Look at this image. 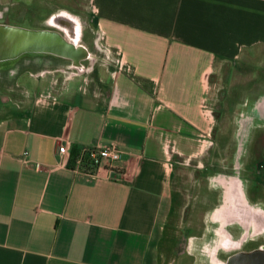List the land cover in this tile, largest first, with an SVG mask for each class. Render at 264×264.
I'll return each mask as SVG.
<instances>
[{
  "label": "crops",
  "instance_id": "obj_1",
  "mask_svg": "<svg viewBox=\"0 0 264 264\" xmlns=\"http://www.w3.org/2000/svg\"><path fill=\"white\" fill-rule=\"evenodd\" d=\"M89 1L110 67L90 74L91 52L90 68L0 65V93L26 97L0 114V264H195L189 246L223 200L221 176L239 175L248 209L264 210V88H245L239 71L219 88L216 121L207 110L223 61L264 68V0ZM231 138L237 153L246 138L249 166L226 157ZM110 143L115 162L69 165L73 147Z\"/></svg>",
  "mask_w": 264,
  "mask_h": 264
},
{
  "label": "rangeland",
  "instance_id": "obj_2",
  "mask_svg": "<svg viewBox=\"0 0 264 264\" xmlns=\"http://www.w3.org/2000/svg\"><path fill=\"white\" fill-rule=\"evenodd\" d=\"M59 8H66L70 11H73L74 13L79 14L82 16V19L84 20V25L86 28L84 29V36L83 39L86 42V45L90 52L94 55V61L93 68H91L90 74L93 75L98 70L104 68L107 66V64L112 62V59L110 57H105L104 53V47L101 45H98L100 42V39H97L95 36V16L92 12V7L90 5L89 0H2L0 2V20L2 22H8L11 24H19L22 26L30 27V28H38L42 26H48L46 22V18L51 15L54 11H58ZM79 16V18H80ZM38 56L37 64H34L32 62L33 58L35 56ZM68 59H64L59 56H55L53 54H45V53H34V52H26L20 55L19 57L1 61L0 65H5V67H9L10 64H13L17 61L19 62H27V65H30L31 67H35L36 69L40 64H44L47 67L53 68V67H64L65 63ZM35 61V60H34ZM86 66L90 68V64L88 63V60L84 61ZM224 65H222L220 68L216 67L214 73L212 74L211 79V86L214 95V99L209 101L207 103L208 108L212 112V117L214 121H216V116L218 113V109L220 108V105L218 104V101L216 100L217 97L220 95L221 89L219 88H233L234 85V75H239V71H241V78L244 80L245 88H264V68H255L253 65L245 64L241 66H234L233 61H223ZM71 64V63H70ZM110 67V64H109ZM234 69V70H233ZM233 71V74H232ZM232 74V75H231ZM10 96H6L2 93H0V114L4 111H11L15 110V104L13 103V99L15 100L18 97L26 98L23 88H10ZM19 89V90H18ZM6 90V89H5ZM8 90V89H7ZM6 90V91H7ZM17 94H16V93ZM20 97V98H21ZM12 98V100H10ZM263 134V136H262ZM228 139V138H227ZM236 142L238 143L237 139L240 141V137L235 138ZM212 140V138H211ZM243 143V152L240 151L237 153L235 152L234 148V138H231L229 141L230 148L229 152L226 153V157L229 155L231 156V162L233 159L236 160L237 170H240V163L241 166L245 164L244 166H249V157H251L250 154V145L247 142L246 138L242 139ZM258 145L259 149L257 150L258 153L256 154L259 158V160H263L264 163V132L258 133L257 137L254 140V145ZM236 145V144H235ZM257 149L256 146H253V150ZM236 150H239L236 148ZM239 155H242L241 162H239ZM230 162H228L227 165H229ZM264 167V166H263ZM260 171L258 172V178L259 180H262L264 182V170H262V166L260 167ZM232 171V170H227ZM244 171V170H243ZM242 170L240 173L246 174L249 173L253 177V173L251 169H247L243 172ZM202 182V181H201ZM212 182V181H211ZM214 184V183H213ZM261 187V186H260ZM192 189L195 194H197V190H200V193L204 194L208 189L203 185V182L201 185H197L196 183L193 184ZM262 190V189H261ZM211 193H217V185L216 187L212 185V188L210 189ZM196 201V200H195ZM193 201L190 202L189 205L185 206V209L195 208L199 207L200 202L199 201ZM189 211L185 212L184 218L190 219V222L194 223V226H200V217L191 215L189 216ZM194 216V217H192ZM184 234L182 235L181 244L179 245V252L180 254H183V248H184Z\"/></svg>",
  "mask_w": 264,
  "mask_h": 264
},
{
  "label": "flooded vegetation",
  "instance_id": "obj_3",
  "mask_svg": "<svg viewBox=\"0 0 264 264\" xmlns=\"http://www.w3.org/2000/svg\"><path fill=\"white\" fill-rule=\"evenodd\" d=\"M82 25L85 27L83 21ZM11 70L7 69V73ZM238 176L220 177L224 184L223 200L203 224L201 238L189 246L196 256L195 264H226L237 252L264 245V210L261 206L248 209L243 197L246 190Z\"/></svg>",
  "mask_w": 264,
  "mask_h": 264
},
{
  "label": "water",
  "instance_id": "obj_4",
  "mask_svg": "<svg viewBox=\"0 0 264 264\" xmlns=\"http://www.w3.org/2000/svg\"><path fill=\"white\" fill-rule=\"evenodd\" d=\"M52 16L56 24H49L48 27L30 28L0 23V61L26 52L49 53L70 59L80 67L78 69H83L81 61L91 53L83 42L74 41L76 34L79 33L80 39L82 37L81 19L64 9L53 12L47 20ZM228 260L226 264H264V245L239 251Z\"/></svg>",
  "mask_w": 264,
  "mask_h": 264
},
{
  "label": "built area",
  "instance_id": "obj_5",
  "mask_svg": "<svg viewBox=\"0 0 264 264\" xmlns=\"http://www.w3.org/2000/svg\"><path fill=\"white\" fill-rule=\"evenodd\" d=\"M207 110L210 111L208 108ZM58 149L60 152H64L66 150V147L64 144H62L58 147ZM26 154V150L23 151V159ZM120 155V148L113 143L100 146H83L80 148V153L77 156L76 162L77 164H80L88 160L90 163H98L100 160H105L108 163H112L118 160Z\"/></svg>",
  "mask_w": 264,
  "mask_h": 264
},
{
  "label": "trees",
  "instance_id": "obj_6",
  "mask_svg": "<svg viewBox=\"0 0 264 264\" xmlns=\"http://www.w3.org/2000/svg\"><path fill=\"white\" fill-rule=\"evenodd\" d=\"M79 153H80V149H77L76 147L72 148L70 155H69V165L74 166ZM83 163L80 164L81 167H84L83 169L90 170V171H92L97 165L96 162L90 163L88 160L84 161Z\"/></svg>",
  "mask_w": 264,
  "mask_h": 264
},
{
  "label": "bare ground",
  "instance_id": "obj_7",
  "mask_svg": "<svg viewBox=\"0 0 264 264\" xmlns=\"http://www.w3.org/2000/svg\"><path fill=\"white\" fill-rule=\"evenodd\" d=\"M66 13V12H65ZM61 16V15H60ZM56 19L54 18V16H52V17H50L48 20H47V23H48V25L50 24V25H55L56 23ZM74 41H78V43L79 42H82V38L80 39V37H79V33H78V35L76 34L75 35V38H74ZM94 58V56H93V54L90 56V58ZM84 66V65H83ZM69 67H73V68H80L77 64H75V63H71L70 65H69ZM84 68H86L85 66H84ZM259 122H261V121H259ZM256 123V122H255ZM254 123V124H255ZM260 124V123H259ZM239 177V176H238ZM220 179V178H219ZM225 180V179H224ZM242 182V181H241ZM244 183H245V181H244ZM232 186V185H231ZM244 187V186H243ZM232 204V203H231ZM233 206V205H232ZM231 206V207H232ZM245 207V206H244ZM242 212V211H241ZM223 222V221H222ZM261 222V221H260ZM219 226V225H218ZM226 227V226H225ZM203 259H204V256H203Z\"/></svg>",
  "mask_w": 264,
  "mask_h": 264
}]
</instances>
